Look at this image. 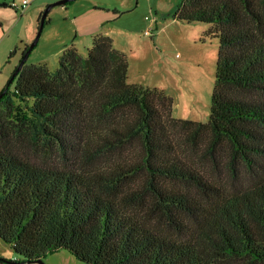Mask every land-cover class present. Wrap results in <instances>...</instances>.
I'll list each match as a JSON object with an SVG mask.
<instances>
[{"label":"trees","instance_id":"trees-1","mask_svg":"<svg viewBox=\"0 0 264 264\" xmlns=\"http://www.w3.org/2000/svg\"><path fill=\"white\" fill-rule=\"evenodd\" d=\"M176 18L218 40L206 123L127 83L102 35L55 72L25 63L0 98V240L15 262L264 264V0H184Z\"/></svg>","mask_w":264,"mask_h":264},{"label":"rangeland","instance_id":"rangeland-1","mask_svg":"<svg viewBox=\"0 0 264 264\" xmlns=\"http://www.w3.org/2000/svg\"><path fill=\"white\" fill-rule=\"evenodd\" d=\"M12 1L20 5L23 0H0V23L5 32L13 25L6 46L13 45L12 51L21 47L22 51L36 36L39 15L48 5L61 0H26L28 5L22 14L9 7ZM183 1L75 0L55 6L48 13L39 41L26 63L45 65L55 72L64 51L74 48L86 58L93 38L108 36L114 49L126 58L127 83L162 91L171 100L172 117L206 123L218 40L206 36L208 24H187L176 18ZM4 3L8 6L4 7ZM150 24L152 32L147 36L144 32ZM20 50L10 62L8 54L0 62V79L4 83L19 63ZM0 259L16 261L19 256L0 240ZM42 263L86 264L66 250L47 254Z\"/></svg>","mask_w":264,"mask_h":264},{"label":"water","instance_id":"water-1","mask_svg":"<svg viewBox=\"0 0 264 264\" xmlns=\"http://www.w3.org/2000/svg\"><path fill=\"white\" fill-rule=\"evenodd\" d=\"M73 1H75V0H61V1H58L56 3L50 4L45 8V10L42 12L40 20H39L36 36H35L34 40L32 41V43L28 46V49L26 50V52L24 53L20 62L18 63L16 69L12 73L10 80H9L8 84L6 85L4 91L0 94V98L4 95V93H6L9 85L12 83L13 79L17 76L19 71L22 69V67L24 66V64L28 60L30 53L35 48V46L37 45L39 38H40V35H41V32H42V29H43V26H44L45 21H46L47 15L50 12V10L55 6H63L65 4H68V3L73 2ZM0 262L6 263V264H30L31 263V262H19V263H17L15 261H8V260H1V259H0ZM35 263L43 264L41 260H38Z\"/></svg>","mask_w":264,"mask_h":264},{"label":"crops","instance_id":"crops-1","mask_svg":"<svg viewBox=\"0 0 264 264\" xmlns=\"http://www.w3.org/2000/svg\"><path fill=\"white\" fill-rule=\"evenodd\" d=\"M22 14V13H21ZM2 22V21H1ZM3 23H0V31H2V34L0 33V62H3V57L7 56L9 57V62L10 60L13 58V56H15L17 54V52L21 49V47L15 48V51H12L13 45L9 44L8 46H6V42L8 41V37L10 35V33H8L10 31V29L13 27V25H11L10 27H8L6 30V32L4 31V27H3ZM8 33V34H7ZM22 42V41H20ZM5 45V46H4ZM12 46V47H11ZM24 48V47H23ZM18 50V51H17ZM23 50V49H22ZM21 51V50H20ZM12 52H15L14 55L12 57L11 54ZM14 70V68H13ZM12 72V71H11ZM0 77H2L3 75V71H1L0 73ZM11 73L9 74L10 77ZM7 81V80H6ZM5 83H4V79H0V91L1 89L4 87ZM14 261V260H13ZM2 263V262H0ZM2 264H6V263H2ZM31 264V263H30Z\"/></svg>","mask_w":264,"mask_h":264},{"label":"built area","instance_id":"built-area-1","mask_svg":"<svg viewBox=\"0 0 264 264\" xmlns=\"http://www.w3.org/2000/svg\"><path fill=\"white\" fill-rule=\"evenodd\" d=\"M28 2L26 0L21 1L20 5H18L15 1H12L9 3V7H11L12 9H14L15 11L19 12V13H23L25 11V8L27 7ZM146 20H148L146 18ZM152 32V26L151 24L149 25V27L145 30V35L149 36Z\"/></svg>","mask_w":264,"mask_h":264}]
</instances>
